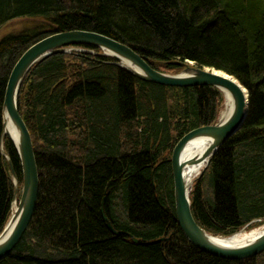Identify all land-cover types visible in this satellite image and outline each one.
I'll use <instances>...</instances> for the list:
<instances>
[{
  "label": "trees",
  "instance_id": "16d2710c",
  "mask_svg": "<svg viewBox=\"0 0 264 264\" xmlns=\"http://www.w3.org/2000/svg\"><path fill=\"white\" fill-rule=\"evenodd\" d=\"M23 17L43 19L44 31L106 35L158 71L189 59L233 75L248 91L247 117L209 160L202 188L190 192L191 212L222 236L264 218V0H0V26ZM44 31L0 39V142L7 77ZM90 48L93 54L48 56L21 84L17 105L32 141L38 197L27 229L0 264H264V251L245 260L205 253L176 222L170 161L162 153L213 123L221 94L142 81ZM2 145L0 232L14 191L2 152L21 182L12 143L6 137ZM101 208L124 234L108 230ZM160 237L168 240L149 243Z\"/></svg>",
  "mask_w": 264,
  "mask_h": 264
},
{
  "label": "water",
  "instance_id": "95a60500",
  "mask_svg": "<svg viewBox=\"0 0 264 264\" xmlns=\"http://www.w3.org/2000/svg\"><path fill=\"white\" fill-rule=\"evenodd\" d=\"M75 46H87L100 50L102 55L114 59L115 65L145 82L166 87L207 86L217 90L219 93H223V90L229 93L233 109L224 121H220L217 116L213 123L188 131L177 141L172 149L170 167L172 172L174 213L177 225L184 237L193 246L212 256L227 260H245L255 257L264 251V229L251 242L241 246L227 247L215 242L211 236L212 233L203 229L193 217L189 191L183 182L185 163L181 161V157L185 145L195 138L209 140V147L194 158L204 159L207 157L209 162L216 150L242 127L247 117L248 99L245 108L241 91L231 79V77H235L213 67H200L189 59L170 61V64L175 65L180 70L173 74L164 73L154 69L129 46L111 37L93 31L74 29L57 32L44 31L40 38L35 40L20 54L7 77L1 108V137L2 139L7 137L10 140L17 154L21 170V186L18 189L14 185L11 204L15 203L16 207L0 232V260L7 256L24 234L32 219L38 197L39 181L32 141L26 124L18 111L19 89L33 65L56 53H70L71 48ZM217 72L223 73L228 77ZM8 121L16 129L17 139L12 138L8 134ZM1 145L2 143L0 147ZM192 161L195 160L192 159ZM8 163L10 164L9 161ZM17 193L19 195L18 199L14 201ZM101 217L112 234H124L122 231H116L112 227L103 208H101ZM251 223H248L243 228L251 225ZM128 237L133 242H138L137 239L129 235ZM167 240L168 237H160L149 243Z\"/></svg>",
  "mask_w": 264,
  "mask_h": 264
},
{
  "label": "bare ground",
  "instance_id": "6f19581e",
  "mask_svg": "<svg viewBox=\"0 0 264 264\" xmlns=\"http://www.w3.org/2000/svg\"><path fill=\"white\" fill-rule=\"evenodd\" d=\"M70 51L71 52H75V51L76 52H88V53L93 54V50L90 47H85V46H75V47H72ZM217 73L225 77H228L227 75H224L223 73H219V72ZM231 79L239 87L244 103H245V108H246L247 99H248L246 89L242 86V84L236 78L231 77ZM220 94L223 98V101H222V105L219 108L220 110H218L217 116H218V119L220 118V121H224L230 115L233 109V105H232L231 96L229 95L227 91L223 90V93H220ZM7 132L12 138L17 139V131L13 127V125H11L9 121L7 122ZM1 143H3V139L1 140ZM208 147H209V140H206L203 138H195V139L190 140L185 145L182 151L181 161L185 163V167L183 168V182L186 185V188L189 191V193H190V187L194 179L204 170V168L207 167V164L209 163L207 157L204 159H194V158H196L197 155H200ZM192 159L195 161H192ZM8 161L9 159L7 157V163ZM8 168H9V173L11 177L16 178L13 172L14 169H13L11 162L10 164L8 163ZM15 205H16L15 203L11 204L9 216L11 212H14L15 207H16ZM263 229H264V226H260V227L251 228L248 230H245V229L240 230L228 236L215 235V234H211V236L213 237V240L215 242L220 243L222 246L237 247V246H241V245L251 242L254 238H256L262 232Z\"/></svg>",
  "mask_w": 264,
  "mask_h": 264
},
{
  "label": "rangeland",
  "instance_id": "374dc122",
  "mask_svg": "<svg viewBox=\"0 0 264 264\" xmlns=\"http://www.w3.org/2000/svg\"><path fill=\"white\" fill-rule=\"evenodd\" d=\"M46 28L47 27H46L45 21L43 19H40L37 17L16 18V19L10 20V21H8L5 24L0 26V39L3 38L4 36L17 34V33H21V32H28V33L35 32V31L42 32ZM160 70H161V72H164V73L173 74L175 72H178L180 69L177 68V69L168 70V69H164L163 67H161ZM4 138H6V137H4ZM174 145L172 146V148H170V150L162 153L163 159H169V161H170L171 153H172V149H173ZM1 149L3 151V145H1ZM2 154L7 160V155L4 152H2ZM205 171H206V168H204V170L194 179V181L190 187V192L194 191L196 185H198L200 188H202V186H203V173H205ZM11 180L13 183V187L15 185L18 187V189H20L21 182L17 178L15 179L13 177H11ZM18 193H19V190H18ZM18 193H17L14 201L16 199H18V196H19ZM260 226H264V218L260 219L258 221H254L253 223H251V225H249L245 228H242L241 230H244V229L248 230V229L256 228V227H260Z\"/></svg>",
  "mask_w": 264,
  "mask_h": 264
}]
</instances>
